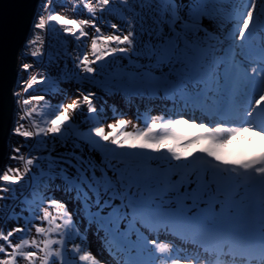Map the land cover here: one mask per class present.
<instances>
[{
    "label": "snow or ice",
    "instance_id": "6c2138e0",
    "mask_svg": "<svg viewBox=\"0 0 264 264\" xmlns=\"http://www.w3.org/2000/svg\"><path fill=\"white\" fill-rule=\"evenodd\" d=\"M0 264H264V0H18Z\"/></svg>",
    "mask_w": 264,
    "mask_h": 264
},
{
    "label": "rangeland",
    "instance_id": "374dc122",
    "mask_svg": "<svg viewBox=\"0 0 264 264\" xmlns=\"http://www.w3.org/2000/svg\"><path fill=\"white\" fill-rule=\"evenodd\" d=\"M66 14L69 15V16L73 15V13L70 10L67 11ZM50 43H53V46H55L54 42L50 41ZM72 47H74V45ZM74 87H75L74 84L73 85H69L68 87H66L63 84L61 85V88H64L66 92L68 91L69 88H74ZM72 98H75V92H73L71 94V96L68 97L69 102H71ZM111 104H112V101L109 100V105L111 106ZM117 107H120V113L121 114L127 113L126 118H128L130 120H133L134 122L136 121L137 113H136V108L135 107L126 108V107H122L120 105H117ZM109 115H112L111 111L109 112ZM83 130H86V129H83ZM245 142H247V144H245ZM242 143H244V145H245L244 147L245 148H242ZM229 144H231V145L234 144L235 145V150L232 151V148H231V145H230L228 147L227 146L225 147V151L226 152L235 153V152H239L241 150H247L248 152H251V151L254 150V146H260V138L256 137V136H252V138L249 139V137L246 135L244 137H238L237 139H234ZM93 250L94 251L98 250V244L95 241L93 242Z\"/></svg>",
    "mask_w": 264,
    "mask_h": 264
},
{
    "label": "water",
    "instance_id": "95a60500",
    "mask_svg": "<svg viewBox=\"0 0 264 264\" xmlns=\"http://www.w3.org/2000/svg\"><path fill=\"white\" fill-rule=\"evenodd\" d=\"M18 5V0H0V38L3 37L5 24L10 21L15 15ZM28 23L27 19L19 22L18 30L16 35V44L19 45V42L24 39V36L27 34Z\"/></svg>",
    "mask_w": 264,
    "mask_h": 264
},
{
    "label": "bare ground",
    "instance_id": "6f19581e",
    "mask_svg": "<svg viewBox=\"0 0 264 264\" xmlns=\"http://www.w3.org/2000/svg\"><path fill=\"white\" fill-rule=\"evenodd\" d=\"M245 144H247V142H245ZM230 145H231V144H228V145H226V146L228 147V146H230ZM226 146H225V147H226ZM244 146H245L244 143H242V148H245ZM231 148H232V151H234V150H235V145H234V144L231 145Z\"/></svg>",
    "mask_w": 264,
    "mask_h": 264
}]
</instances>
